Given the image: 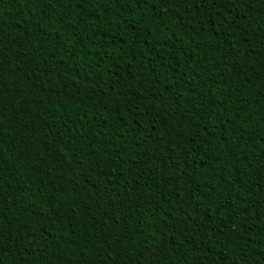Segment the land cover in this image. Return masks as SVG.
Instances as JSON below:
<instances>
[{
  "label": "trees",
  "instance_id": "trees-1",
  "mask_svg": "<svg viewBox=\"0 0 264 264\" xmlns=\"http://www.w3.org/2000/svg\"><path fill=\"white\" fill-rule=\"evenodd\" d=\"M0 264H264V0H0Z\"/></svg>",
  "mask_w": 264,
  "mask_h": 264
}]
</instances>
